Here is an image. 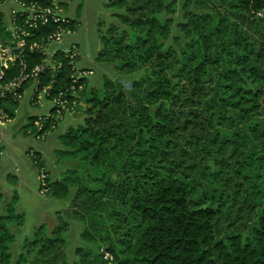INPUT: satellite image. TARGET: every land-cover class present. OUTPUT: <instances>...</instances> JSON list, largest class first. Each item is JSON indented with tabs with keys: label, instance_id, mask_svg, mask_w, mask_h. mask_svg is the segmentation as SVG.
I'll return each instance as SVG.
<instances>
[{
	"label": "trees",
	"instance_id": "trees-1",
	"mask_svg": "<svg viewBox=\"0 0 264 264\" xmlns=\"http://www.w3.org/2000/svg\"><path fill=\"white\" fill-rule=\"evenodd\" d=\"M192 1H178L176 9L173 0L110 2L151 15L137 41L125 44L123 33L101 37L100 60L141 71L130 93L107 74L100 86L87 84L83 68V89L74 92L76 70L62 51L55 54L63 65L44 72L41 85L52 83L53 94L69 88L70 102L86 104L84 122L60 137L57 163L82 167L97 181L120 178V206L107 211L108 233L98 238L80 215L87 243L76 247L80 259L68 260L60 224L54 237L25 240L33 258L22 252L14 260L7 220L23 217L15 213V193L0 205V264H264V0L199 1L204 8L187 10ZM166 10L161 21L157 14ZM253 28L252 38L246 30ZM50 126L48 120L38 135ZM32 159L39 173L50 174L49 193L80 196L67 184L70 176L46 168L41 152ZM239 195L244 206L233 212ZM247 208L255 218L243 222L245 229L238 222L248 219Z\"/></svg>",
	"mask_w": 264,
	"mask_h": 264
},
{
	"label": "rangeland",
	"instance_id": "rangeland-1",
	"mask_svg": "<svg viewBox=\"0 0 264 264\" xmlns=\"http://www.w3.org/2000/svg\"><path fill=\"white\" fill-rule=\"evenodd\" d=\"M111 1L73 0L72 5L74 6H66L65 13L70 17L71 22L74 20L78 21L76 23L77 28L72 30L71 34L65 35L64 41L59 46L68 48L71 44H76L80 53L77 66L83 68V70H88V76H86L87 84L92 83L100 86L104 81V76L107 74L109 77L119 80L126 91L130 93L131 82L141 75V71L121 70L111 63H105L104 60H100L97 56L102 46L101 37L123 33L125 35V44L133 39L137 41L139 35L141 34L142 36V33L146 32L147 27H150V24L145 23L151 18V15L149 12H127L124 6L109 5ZM178 1L182 2L183 0H173L174 3H172L171 7L176 9ZM199 1L208 6L207 0H194L188 4L187 10L196 11L199 8H204V5L198 7ZM168 12L169 10L163 11L157 16L161 21H166L165 18L168 16ZM176 14H178V11ZM179 20L182 19L180 18ZM139 22L141 24H137ZM143 27H146V29H141ZM256 30L253 28L246 31L253 38V36H256ZM155 31L158 34L161 33L160 28ZM83 70L81 71L83 72ZM27 98L28 94L17 104V112L13 117V122L0 126V135L3 138L9 156L13 160L7 161L9 158H6L4 161L6 164L3 162L5 164L4 168H7L8 171L11 167L14 169V172L10 171L11 174L0 177V186L4 193V197L0 196V205L5 198L9 199L13 194L17 193L18 199L15 203V213L23 214L21 222L18 219L7 220L9 229L15 234V241L11 244L10 250L13 253L14 260H16L20 253L30 252V250L27 251L29 248L28 243H31L33 238L52 235L54 237L60 232L65 238L63 250L68 260L75 261L83 257L82 254L81 256L76 255V247L86 246L87 244L82 237V231L84 230L83 221H85L87 229L93 237L106 236L108 233L106 230L108 225L106 226L104 217L109 209L118 206V204L120 206L121 201L120 198L116 197V193L119 192L121 179H117L116 182H111L109 179L97 181L86 174V170L82 167L73 166L72 164L67 167L63 166V163H57L55 150L63 147L60 137L68 127L78 126L84 122L85 103L82 101L77 102L74 99L73 102L69 103L68 111L58 113L53 110V107L50 111L49 106L51 103L48 100H45L42 105H30L27 102ZM44 113L49 115L51 126L42 134H39L40 138H37L35 134H38L39 128L33 126V120L30 116L44 115ZM47 121L43 122L44 126ZM44 145L46 146L44 147ZM28 150H33L34 153L35 151L42 152L43 159L46 160V168L55 173L57 172L59 177L70 176L72 179H68L66 182L72 188L80 189V196L74 200L69 197L53 196L49 193L48 178L50 174L48 175L43 170L41 172L46 176L45 183L48 190H43L45 192L42 194L39 170L32 159L31 152H27ZM74 169H77V171L72 174L71 171ZM78 177L79 180L77 181ZM112 178V180H116V175H113ZM87 188H90V190H87ZM242 196H238L235 205L233 207L229 206V210L236 212L238 208L244 206ZM248 209L244 210V217L248 219H240L238 222V225L245 229L243 222L247 221L249 224L255 218V211ZM80 215L86 216V220L82 218V221L79 218ZM232 217H236L235 213H232ZM232 217L228 221L229 224H232ZM60 224H62V229L57 233H53V230ZM232 228H224V231L229 232ZM36 232L39 235L35 234ZM25 240L28 241V248L24 247ZM96 244H99L101 248L105 247L103 243ZM53 252L55 254V252L59 251L55 250ZM27 256L33 258L35 252L31 251ZM77 264L81 263L78 261Z\"/></svg>",
	"mask_w": 264,
	"mask_h": 264
},
{
	"label": "built area",
	"instance_id": "built-area-1",
	"mask_svg": "<svg viewBox=\"0 0 264 264\" xmlns=\"http://www.w3.org/2000/svg\"><path fill=\"white\" fill-rule=\"evenodd\" d=\"M48 4L40 0H0V126L12 123L17 110L16 106L28 94L30 105H42L48 100L55 112L68 111L69 99L66 97L69 88L53 94V85H41L42 74L62 67V60L55 54L62 51L69 59L73 69V84L71 90L76 92L83 89L79 78L85 76L80 71L77 60L80 55L76 44L68 48L59 46L65 35L71 34L70 17L65 13V0H49ZM259 16L263 13L258 12ZM52 27L49 32H42V28ZM42 56V60L37 61ZM75 77V78H74ZM79 84L78 88L77 85ZM49 115H34L33 126L43 129ZM40 138L38 134H35ZM31 156L34 151H30ZM2 136L0 135V164L7 158ZM45 175L39 173L40 189L47 191ZM42 183V184H41ZM45 190V191H43ZM104 258L111 261V253L102 250Z\"/></svg>",
	"mask_w": 264,
	"mask_h": 264
},
{
	"label": "crops",
	"instance_id": "crops-1",
	"mask_svg": "<svg viewBox=\"0 0 264 264\" xmlns=\"http://www.w3.org/2000/svg\"><path fill=\"white\" fill-rule=\"evenodd\" d=\"M65 2H66V6H68V7H72V6H74V5H72L73 0H65ZM49 107H50V111H51V110H52V105L50 104ZM44 114H46V113H44ZM54 137H55V136H54ZM46 140H47V139H46ZM49 140H51V139L49 138ZM45 146H46V145H44V147H45ZM39 152H40V151H39ZM41 154H42V152H41ZM8 155H9V154H8ZM42 155H43V154H42ZM8 158H9V159H8ZM7 159H8L7 161H13L12 158H11L10 156H8ZM5 160H6V158H5ZM5 160H4V161H5ZM4 161H3V162H4ZM3 162L0 164V177H4L5 175H8V174L10 173V171H13V170H14V169H12V167L10 168L9 171L7 170V168L5 169V168H4V165L6 164V162H4L5 164H4ZM13 172H14V171H13ZM10 174H11V173H10ZM0 192L3 193V191H2V187H1V186H0ZM3 194H4V193H3Z\"/></svg>",
	"mask_w": 264,
	"mask_h": 264
}]
</instances>
